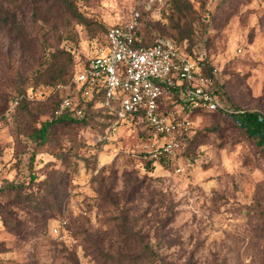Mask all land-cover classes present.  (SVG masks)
Wrapping results in <instances>:
<instances>
[{"label": "rangeland", "instance_id": "rangeland-1", "mask_svg": "<svg viewBox=\"0 0 264 264\" xmlns=\"http://www.w3.org/2000/svg\"><path fill=\"white\" fill-rule=\"evenodd\" d=\"M140 1L0 0V264H264V149L227 114H189L187 156L164 165L144 123L108 139L97 109L30 139ZM137 37L204 54L221 104L264 116V0H165Z\"/></svg>", "mask_w": 264, "mask_h": 264}, {"label": "built area", "instance_id": "built-area-1", "mask_svg": "<svg viewBox=\"0 0 264 264\" xmlns=\"http://www.w3.org/2000/svg\"><path fill=\"white\" fill-rule=\"evenodd\" d=\"M164 2L142 0L126 21L107 30L104 47L74 69L67 85L55 86L59 98L53 116L70 113L82 119L88 107L97 109L109 122L108 139L119 126L139 119L160 140L152 159L175 161L184 153V141L192 129L189 114L236 112L221 104L216 91L209 88L215 70L210 77L201 74L204 54L195 58L167 38L147 47L137 45L142 14L158 12ZM175 96H181V105L174 102ZM17 105L18 99H14L9 113ZM176 171L180 173L182 168L178 166ZM63 225L56 222L52 234L60 237Z\"/></svg>", "mask_w": 264, "mask_h": 264}, {"label": "trees", "instance_id": "trees-1", "mask_svg": "<svg viewBox=\"0 0 264 264\" xmlns=\"http://www.w3.org/2000/svg\"><path fill=\"white\" fill-rule=\"evenodd\" d=\"M58 1H60L61 3L65 4V5L69 4V0H58ZM177 5L178 4L176 1L174 6H177ZM143 14H151V13H143ZM107 30H106V32H107ZM106 32H105V36H106ZM105 36H104V45L106 44ZM137 41H138L137 42L138 46H145V47L149 46V45L143 44L142 41H140L139 39H137ZM176 43L180 44L178 42H176ZM189 54H191V52H189ZM199 65L201 67V74L204 77H210L212 74L213 67L208 62H204V63H201ZM14 99H18V105H19V103L21 102V98L16 97ZM57 105H58V101H57ZM57 105L55 106L54 110L57 108ZM54 110H53V112H54ZM90 110H94V109H92L91 107H88L86 109L85 115L82 119H76L70 113H65L61 117L56 118L53 116V112H52V121L51 122H44L40 128L34 129L32 131V133L30 134V139L37 142V144L40 146V145L46 143L49 128L52 127L54 124H56L57 122L63 123V122L84 121V118L86 117L87 112H90ZM234 111L236 113L230 114L227 116H229L234 121V123L244 132V134L248 138L254 140L256 145L259 148L264 149V116L260 115L257 112H248V111H244V110H241L239 108H236V107H234ZM96 113L101 114V112L99 110H96ZM210 113L222 114L221 112H218V111L217 112H210ZM106 120H107V118H106ZM184 154L186 155V151H184L183 155ZM154 162H158V164L164 165V164H167L168 161H166L164 159L149 160L147 162V165H152ZM146 248H147V251L151 253L150 247H146Z\"/></svg>", "mask_w": 264, "mask_h": 264}]
</instances>
